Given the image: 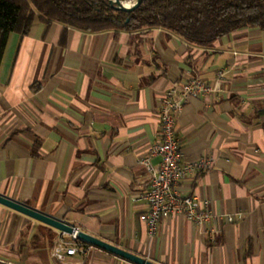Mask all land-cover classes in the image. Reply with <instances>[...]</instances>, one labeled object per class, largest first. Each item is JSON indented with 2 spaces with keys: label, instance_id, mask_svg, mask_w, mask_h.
<instances>
[{
  "label": "crops",
  "instance_id": "0c3cea01",
  "mask_svg": "<svg viewBox=\"0 0 264 264\" xmlns=\"http://www.w3.org/2000/svg\"><path fill=\"white\" fill-rule=\"evenodd\" d=\"M219 72L220 91L188 99L175 123L182 160L211 161L179 191L214 219L173 215L149 240L141 161L159 142L161 97ZM0 196L154 264H264V31L200 48L162 29L90 34L36 16L0 63ZM56 235L0 205V264H132L97 248L57 263Z\"/></svg>",
  "mask_w": 264,
  "mask_h": 264
},
{
  "label": "trees",
  "instance_id": "16d2710c",
  "mask_svg": "<svg viewBox=\"0 0 264 264\" xmlns=\"http://www.w3.org/2000/svg\"><path fill=\"white\" fill-rule=\"evenodd\" d=\"M36 16L90 34L162 29L209 48L240 29L264 31V0H144L130 13L115 11L108 0H0V63L8 36L26 35Z\"/></svg>",
  "mask_w": 264,
  "mask_h": 264
},
{
  "label": "built area",
  "instance_id": "2783aa9c",
  "mask_svg": "<svg viewBox=\"0 0 264 264\" xmlns=\"http://www.w3.org/2000/svg\"><path fill=\"white\" fill-rule=\"evenodd\" d=\"M223 72H219L214 82L209 83L198 77H191L187 81L176 82L166 90L159 106V142L152 145L148 157L141 161L145 167L148 179L145 192L140 196L146 203L147 211L143 221L147 227L148 239H153L159 221L179 215L196 225H203L214 219L204 205L196 198L184 196L179 191L183 181L191 174L202 172L210 168L209 159L197 162L182 160L179 141L175 133L176 119L184 104L190 98H198L220 91ZM159 157V163L152 166L150 158ZM239 216V215H238ZM239 218V217H238ZM235 217H228L229 223ZM72 234L58 232L51 249V257L57 263H64L67 258L86 256L94 247L77 238V229Z\"/></svg>",
  "mask_w": 264,
  "mask_h": 264
},
{
  "label": "water",
  "instance_id": "95a60500",
  "mask_svg": "<svg viewBox=\"0 0 264 264\" xmlns=\"http://www.w3.org/2000/svg\"><path fill=\"white\" fill-rule=\"evenodd\" d=\"M144 0H133L130 4H127V2H122L120 0H108L110 6L115 10L119 12L124 13H130L137 8L140 7V5L143 3ZM130 2V1H129ZM0 205L7 207L15 212H18L34 221H37L51 229H54L58 232H63L65 234H72L74 231V227L67 225L64 222L57 221L54 219H51L49 217H46L30 208H27L23 205H20L18 203L12 202L2 196H0ZM78 235L77 238L89 245H91L94 248L103 250L111 255H114L116 257H119L125 261H128L132 264H154L151 261L138 257L136 255H133L127 251H124L122 249H119L109 243H106L98 238H95L93 236H90L88 234H85L81 231H77Z\"/></svg>",
  "mask_w": 264,
  "mask_h": 264
},
{
  "label": "bare ground",
  "instance_id": "6f19581e",
  "mask_svg": "<svg viewBox=\"0 0 264 264\" xmlns=\"http://www.w3.org/2000/svg\"><path fill=\"white\" fill-rule=\"evenodd\" d=\"M131 3V1L130 2H127V4H130Z\"/></svg>",
  "mask_w": 264,
  "mask_h": 264
}]
</instances>
